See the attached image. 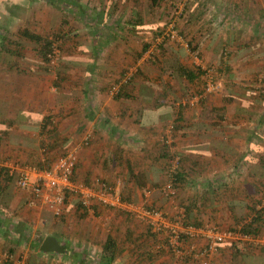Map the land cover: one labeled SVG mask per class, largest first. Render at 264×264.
<instances>
[{
	"label": "crops",
	"instance_id": "0c3cea01",
	"mask_svg": "<svg viewBox=\"0 0 264 264\" xmlns=\"http://www.w3.org/2000/svg\"><path fill=\"white\" fill-rule=\"evenodd\" d=\"M92 1L85 0L86 5L91 3L92 11L81 5V14L91 16L93 11H97L101 16L86 23L85 32L72 36V39L65 35L71 43V53L64 54V57L72 58L70 60L74 62L69 65L70 69L66 65L60 66L59 74L65 67L64 70L71 73L68 82L65 81L68 74L64 73V78L60 80H57L56 74L51 76L50 69L42 64L39 48H35L37 55L31 58L28 55L24 61L4 51L2 47H8L4 41L7 35L0 27V169H6L10 175L21 168L45 169L51 164H48L49 159L53 160L52 166L61 153H65L67 143L77 142L81 136L90 133L91 145L80 151L77 160L75 182L91 184L96 177H101L112 185L120 183L125 201L137 205L150 203L163 209L173 219L178 216L179 210L186 208L190 223L214 221L226 228L240 227L253 216L255 206L264 197V88L258 82V79L262 81L264 74V33L259 31L264 26V0L259 7H251L247 0H219L222 4L218 7L209 2L199 6L197 21L200 28L217 26V18L224 17L225 12L252 24L256 35L239 40L231 36L237 49L243 47L244 42L250 49L245 65L251 67L246 68L248 76L244 77L249 83L241 85L242 82L225 81L223 77L219 82L221 91L208 93L195 108L185 106L183 119L179 122L180 129L169 134L174 145L169 146L168 151L164 146V130L167 132L170 123L177 117V114L173 115L172 109L176 107L173 102L177 97L185 96L187 89L180 83L174 85L170 79L161 80L167 65L165 54H162V61L159 58L149 59L152 44L143 51V41L151 43L159 40L154 22L159 21L160 16L152 18L150 13L149 20L140 0H128L119 10L124 24L122 35L114 39L108 36L109 39L104 40L99 33L105 24V11L101 7H92ZM250 1L259 5V0ZM45 5L38 7V13L40 9L43 12L39 15L41 22H45L42 27L39 18L29 22L32 28H37L35 31L40 36L43 35L39 29H49L51 17L55 19L62 13L60 9L58 12L53 7L48 9V3ZM60 5L57 2L54 8ZM223 5L227 7L226 11ZM144 6L148 7L147 3ZM15 16L13 11L6 17L7 33ZM64 23L57 18L56 25L62 34L69 31ZM68 23L65 24L71 31L77 27L70 25L74 22ZM216 39L202 40L203 53L197 57L207 59V48L212 42L218 43L220 37ZM158 54L155 53L157 57ZM104 58L109 59L105 61ZM142 58H146L144 63ZM175 63L178 69L180 62ZM237 64L234 60L230 63L231 72L239 67ZM131 65L138 68L140 75L123 90L128 95L124 96L126 99H132L130 94H135L136 90L142 96L135 98L137 109L130 110L127 103L119 100L121 97L104 98L101 94L108 93L104 84L99 83V91L94 92L96 98L91 97L89 89L93 92L98 84L85 81L90 80L91 74L104 73L107 69L109 72L116 69L115 72L121 74ZM195 65L203 68L210 66L195 59L188 63L193 68ZM77 74L82 77L75 76ZM135 80L142 83L135 84ZM184 83L189 84L187 80ZM191 98H188L190 102ZM117 101L125 104L119 103L120 109L115 112L113 106ZM65 138L69 142L63 143ZM57 142L60 144L53 147ZM173 152L181 154L186 175L185 180L178 184L174 199L161 191L168 178V157ZM11 176V181L0 177V186H5L0 192V208L5 210L4 213L0 211V234H13L10 225L6 224L11 221L9 224L17 226L15 234L22 245L24 240H31L29 253L20 254L17 259L13 257L15 262L19 259L25 261L24 264L27 261L34 264L36 260L45 264H101L103 244L109 236H113L117 251L112 264H192L185 258L179 260L167 249L162 254L155 251V240L149 236L147 224L137 219L129 209L116 210L96 205L94 212H90L76 204L77 199H71L67 202L64 215L59 217L65 225L57 223L55 231L40 234L35 231L39 226H49L42 214L52 212L44 204L29 207L27 202L31 191L18 187L15 176ZM31 178L35 179L33 170ZM4 204L10 205L11 210ZM261 226L264 237V222ZM31 228L34 230L32 238L29 236ZM49 235L55 236L65 246V252H40L42 242ZM17 244L19 248L27 246ZM197 244L204 245V239H199ZM252 257L247 258L246 264H255ZM215 260L229 262L222 255H217Z\"/></svg>",
	"mask_w": 264,
	"mask_h": 264
},
{
	"label": "rangeland",
	"instance_id": "374dc122",
	"mask_svg": "<svg viewBox=\"0 0 264 264\" xmlns=\"http://www.w3.org/2000/svg\"><path fill=\"white\" fill-rule=\"evenodd\" d=\"M121 1V2H120ZM128 0H93L92 2V7H101L103 12V19H104V26H101L102 29L101 32L99 33V35H101V37H103V39H109L111 38H117L119 36L122 35L123 33V28H124V24H123V20H122V16L119 17L120 13L119 10L121 9L122 4H126ZM134 1V0H132ZM219 0H158L157 4L152 5V7H150L151 2L150 0H140V3L143 7V12H146L147 15V19L150 20L151 16L152 18H157V15H161L162 19H159V21H155L154 25H156L157 29L162 28V30L164 31L162 36H159L157 39H159L158 41L155 42H151L152 47H151V51H149L148 53V58L150 59H156L159 58L160 61H162V54L166 55V61H167V65L165 67L164 73H163V78L161 80H165L167 81L168 79H170V81H174V85L177 84H181V87H185L187 89V93L185 92V96H180L177 97L175 99V101L173 103L176 104L175 109H172L173 111V115L174 117L176 116V111L177 108H179V105L182 103H188L189 99L193 101L195 98V95H199L200 91H202V89L205 87L204 83L203 84H198V85H193L192 83L189 82V84L184 83V81H182L180 79L179 74L177 73V71H175V69H177V64L175 63V61L180 62L181 64H188L190 62H192L193 59L197 60L198 63L202 64H206V65H210L207 66V70L208 73L204 75V79H205V83H207V81L209 79H212L215 83V88L214 91L210 92L211 94H213L214 92L217 94V92L221 91L220 89V81L222 80L223 77H225L223 80L228 81V80H236L238 82H242L244 85L245 82L249 83V80L247 82V80L244 77L248 76V72L246 71V68H249L251 66L245 65L246 62L245 60L247 59L246 56H248L249 53V48L246 45V42L243 43V47L238 48L237 44L233 43V41H231V36L232 37H237L238 40L239 39H245V37L251 36L253 34L256 35L255 32H253V28H252V24L245 22L244 23V19L243 21H240L238 19H235L234 15H229L226 13V15H224V17L222 18H217L218 25L217 26H212V27H208L207 29H205V27L200 28L198 17L197 15H199L198 11L200 10L199 6L201 5V3H215V6L218 7L220 4L218 2ZM251 7H259L261 5L262 0H259V5L257 3H254L250 0H247ZM254 1V0H253ZM252 2V3H251ZM45 3H48L47 8L53 7L54 11L58 12L59 9L61 10V14H58L56 16V18L54 19V16L51 17L52 19V23H51V27L49 29H47L46 27H44L45 30H41L39 29V32H42V37H49V39H54L56 37L60 38L61 40V46H60V55L58 57V59L56 60V62L50 63L47 61L42 60V57H40L42 64L45 65V67H49L50 72H51V76L54 77L55 74L58 77L57 80H60L61 75H66L68 74V79H66L65 81H69L70 77H71V73L67 72L64 70L61 71L62 74H59V67L62 65H66L67 68L70 69L69 65L71 63L74 62V60H70L72 58H65L64 54H70V42L68 41L67 37L65 35H68V37L70 39H72V36H77L78 34H81L83 32H85L86 30V23L92 22L96 16H101L100 13L97 14V11H93L92 15L87 16L84 13L81 14L82 9L80 8L81 5H83L82 7H87L88 11L90 12V10L92 11L91 8V3L90 6L85 4V0H76V4H72V3H67L65 5V3H61V7L59 6V8H54V4H51L48 2V0H0V27L4 30V32L6 33V40H4L7 43V46L10 49L15 50L16 54L11 53V55H13L15 58H20V60L24 61L26 59H28V55L29 58H31L30 56L32 55H37V52L35 50V48H39V52H40V47L39 44L37 42L31 41V39L25 37V35H23V33H21V31L23 29H29L32 32L37 33L35 30L37 28H32L30 25V21H32L33 19H40V27H42V24L45 22H41L42 18L39 17V15L41 16V9L38 13L39 10V6L42 4L44 7H46ZM145 3H147V6H144ZM224 3V1H223ZM71 5V7H69ZM86 5V6H85ZM226 5V3H225ZM68 6V7H67ZM211 6V5H210ZM72 8V9H69ZM223 8L224 5H223ZM227 8V7H226ZM225 8V11H226ZM49 9V8H48ZM151 9H153L151 11ZM43 10V9H42ZM15 12V18L13 20V24L11 25V27L8 28V30L10 31L9 33H7L8 31L5 28V24H6V17H8L9 12ZM45 11V10H44ZM52 11V10H51ZM224 11V10H223ZM88 12V14H89ZM153 12V13H152ZM46 13V11H45ZM151 13V16H148V14ZM217 16L219 17V14H217ZM49 17V16H48ZM57 18L61 19V21L63 20L65 23L69 22V23H75V24H70L72 25V27H77L71 31L70 28L64 23V25L66 26L65 28L69 31H67L68 33L62 34V31L58 30L57 25H56V20ZM47 19V18H46ZM50 18H48L47 20H49ZM70 19V20H69ZM146 20V18H144ZM144 20V21H145ZM237 20V21H236ZM37 21V20H36ZM68 23V24H69ZM228 23V24H227ZM79 25V26H78ZM90 26H88L89 28ZM81 28V29H80ZM262 29V30H261ZM261 29L259 31H261L262 33H264V26L261 27ZM170 31H174L177 36L176 38H166V40L164 39L166 36V34ZM190 34H186L185 36V32H188ZM191 31H194L193 34L191 33ZM2 32V30H1ZM0 32V33H1ZM184 32V33H183ZM85 35V34H83ZM109 36V38H108ZM152 36V35H151ZM150 36V37H151ZM146 37V35H145ZM148 37V34H147ZM212 37H216L218 39V37H220L219 42L217 43V41L212 42V45L207 48V56L208 58H202V56H198L200 53L202 54V40L204 39H212ZM145 38H143L144 40ZM216 39V40H217ZM165 40V41H164ZM163 41V42H162ZM192 42L195 46H198V48L196 50H194L193 48L190 47V45L188 44V42ZM215 41V39L213 40ZM237 41V40H235ZM143 42H147V40L143 41ZM154 44V45H153ZM234 44L236 47H234ZM162 46V47H161ZM76 51V50H75ZM23 52V53H21ZM159 53V57H157L155 55V53ZM17 53H21L17 54ZM34 53V54H33ZM174 53V54H173ZM227 55H226V54ZM234 53V54H233ZM175 55V57H174ZM232 55V57H231ZM7 57H11L10 55H8ZM23 57V58H22ZM33 57V56H32ZM202 58L203 60H201L200 58ZM103 59V58H100ZM105 61H107L109 58H104ZM143 59V63L146 61V58H142ZM172 59V60H170ZM236 61L239 64V67H237L233 72L230 71V69L228 68L230 63ZM174 62V63H173ZM195 63V62H194ZM194 65V64H193ZM135 65H131L129 66V68H125V70L123 71V73H116L115 70H112L111 72L107 70H105L104 73L102 72H98L95 74H91V78L90 80H85L86 82H88V84L92 83H98L94 86L93 88V92H91V88L89 89V93H92V98H96L95 96V91L98 90L99 91V83L100 84H104L107 90V95L106 93H102L105 92V90L100 92L102 93L101 95H103L104 98H111L113 99L116 95V90L120 89V88H124L125 85L124 83H126L127 81L130 82V84L132 83L133 80L131 79H135V77H139L140 73L137 72L138 68L136 69L135 67H133ZM264 66V65H263ZM210 70V71H209ZM261 70V69H260ZM49 71V70H47ZM119 72V71H118ZM137 72V73H136ZM164 75H167V78H164ZM78 76L79 78L82 77V75H75ZM86 77V75H84ZM250 76H252L250 74ZM249 76V77H250ZM262 81H260L258 79V82L261 83L260 87L264 88V85L262 84V82L264 81V74L262 75ZM130 78V80H129ZM230 78V79H229ZM55 79V78H54ZM78 79V78H77ZM76 79V80H77ZM222 82V81H221ZM257 82V83H258ZM138 83H142L139 80H135V84ZM123 85V86H122ZM247 87H250V84H246ZM122 86V87H121ZM257 86V85H256ZM88 87H90L88 85ZM103 87V86H102ZM179 87V86H176ZM234 87V86H233ZM184 91V90H183ZM126 90H124L125 94ZM204 92V90H203ZM214 93V94H215ZM224 93V92H223ZM79 94V92H78ZM82 93H80L79 95H81ZM127 94V93H126ZM100 95V96H101ZM125 95H123L119 100H123L125 103L128 104L129 109L133 111L134 108L137 109V101L136 99L141 98L142 96L139 95V92L136 90L135 94L134 92L132 94H130V96H132V99H126L127 97H124ZM98 97V94H97ZM166 97V96H164ZM91 98V99H92ZM136 98V99H135ZM160 98V97H159ZM169 97L167 96L166 99H168ZM123 101H117L116 105L113 106V108L116 110L115 112L119 111V107L118 104H125ZM127 101V102H126ZM139 101V100H138ZM142 103V108L144 107L143 102ZM201 103L197 102L193 105H186V107H190V108H195L197 106H199ZM111 108V107H110ZM171 125H174V121L172 123H170ZM261 129V128H260ZM170 127L169 130H167V132L164 130V135H169L172 132L170 131ZM262 130L264 131V127H262ZM86 135L81 136V138H79V140L77 142H75V140H73L70 143H67L69 145L71 144H78L83 142V140L85 139ZM171 136V135H169ZM168 136V137H169ZM69 142V141H68ZM75 142V143H74ZM91 142V140L89 141ZM91 145V144H90ZM89 146V144H88ZM86 146V147H88ZM84 147V148H86ZM83 148V149H84ZM80 154V153H79ZM174 154V152H173ZM173 156L171 155L170 158H172ZM168 177V175H167ZM71 201V200H70ZM150 204V203H149ZM5 205V204H4ZM8 207V208H7ZM28 207V206H27ZM5 208H7L8 210H11L10 205L7 206L5 205ZM13 209V208H12ZM2 210V212L4 213V208L1 207L0 211ZM7 211V210H6ZM43 215V219H45L46 221H48L49 226L44 227L43 225L39 226L35 231L39 232L40 234L42 233L43 235L46 232L48 234H50L51 232L55 231L56 229H58L57 227V223L58 224H63L65 225L64 222L61 221V219L59 217H56L53 213L47 212L46 214H42ZM138 219V218H137ZM11 222V221H10ZM10 222H6L7 226L10 227L11 232L13 233L12 235H9L7 233H4V235L0 234V263L1 261L5 260V253H9V248L13 249V251L11 250L10 253L12 254V256L14 257L13 259H17L19 258V255H25L27 253H29L28 251V246L29 243H31V240H29V242H27V240H24L23 245L21 244V246H25V244L27 246H25L24 248H19L17 244V236L15 234V229L17 226H15V224H9ZM214 223V221H211V223ZM14 223V222H13ZM72 226V225H71ZM226 228V227H224ZM32 230V228H31ZM39 230V231H38ZM29 231V229H28ZM34 230L30 231V237H34L33 232ZM36 233V232H35ZM38 233V235H39ZM40 241V240H39ZM251 241V242H258L260 244V246L264 247V237L261 236L259 238H254V241L252 239L248 240L247 243ZM20 246V245H19ZM255 248V250L252 252L251 256L253 258V261L255 264H262V261L264 262V249L262 250L261 248ZM213 259H216V255H214ZM22 261V260H21ZM2 262V263H3ZM23 263H25V261H22ZM34 264H45V262L42 263L41 260H36L34 262ZM47 264H51L50 262ZM53 264H59V263H53Z\"/></svg>",
	"mask_w": 264,
	"mask_h": 264
},
{
	"label": "built area",
	"instance_id": "2783aa9c",
	"mask_svg": "<svg viewBox=\"0 0 264 264\" xmlns=\"http://www.w3.org/2000/svg\"><path fill=\"white\" fill-rule=\"evenodd\" d=\"M167 37L176 38L177 34L170 31ZM52 43V51L49 53L50 63H55L60 55L61 40L56 37ZM210 71V70H209ZM215 83L209 79L205 84V93L214 91ZM118 89L116 90V93ZM203 94L195 95L191 104L198 102ZM83 142L71 144L66 148L65 154L59 157L51 167L45 169L21 168L12 171L18 187L29 189L31 197L28 199V206L33 208L39 204L46 205L56 217L64 215L67 207L66 193H70L71 199H77L84 209L94 212L96 205H102L116 210L129 209L142 222L149 225L154 233L158 235V248L163 245L161 240H167L171 250L180 258L191 257L196 264H211L212 257L217 252V246L231 239L243 237L245 240H254L249 235H240L239 232L217 224H210L205 228H197L193 225H186L185 209L178 211L174 219L155 205L143 203L137 205L125 201L121 193V185L109 184L101 177H96L91 184L77 183L73 179L77 160L80 151L87 146L91 140V134L87 133ZM173 141L169 136L168 143ZM179 156L173 157L167 182L161 187L164 195L174 199L176 196L175 173L179 169ZM31 170L35 171V179L31 178ZM193 240L189 243L188 239ZM204 239V245L197 244V241ZM241 239V238H240ZM256 242V241H255ZM258 243V242H256ZM264 243V242H263ZM165 244V243H164ZM260 244V243H259ZM13 258L12 254L5 253V259ZM3 260L0 264H2ZM15 264H24L16 260Z\"/></svg>",
	"mask_w": 264,
	"mask_h": 264
},
{
	"label": "trees",
	"instance_id": "16d2710c",
	"mask_svg": "<svg viewBox=\"0 0 264 264\" xmlns=\"http://www.w3.org/2000/svg\"><path fill=\"white\" fill-rule=\"evenodd\" d=\"M49 1H50L51 4H55L57 2L65 3V5L67 3L76 4L75 0H49ZM150 2H151L152 5H155V4H157L158 0H150ZM151 11H152V9H151ZM159 16H160L159 17L160 19L163 18V17L161 18V15H159ZM157 17H158V15H157ZM21 33H23V35H25V37L30 38L31 40H33L34 42H37L39 44L40 56L42 57V60L47 61V62L51 61V59L49 57V53H51V51H52L53 40L49 39V37L48 38L47 37H42V36H40L37 33H31L28 29H23L21 31ZM155 33H156V38H158L159 36L163 35L164 31L162 30V28H160V29H157V31ZM186 34H190L189 31L185 32V36H186ZM166 38L168 39L169 37L166 36L164 39L166 40ZM150 44L151 43H149V42L148 43L147 42H143V51L148 50V48L150 47ZM188 44L194 50H196L198 48V46H195L190 41L188 42ZM2 48L6 52L16 54L15 50H13V49H10V48L5 47V46H3ZM17 54H19V53H17ZM153 61H155V60H153ZM46 68L49 69V67H46ZM207 69L208 68H206V67L203 68V67H200L198 65H195L194 68H193V67L188 66V64L179 63L178 69H177V73L179 74L180 79L183 80V81L187 80L188 82L192 83L193 85H198V84H203V83L205 85L206 83L204 82L205 81L204 75L208 73ZM63 76L64 75H61V79L64 78ZM129 80H130V78H129ZM129 84H130L129 81L124 83L125 86H127ZM203 90H204V92H203ZM123 93H124V90H123V87H122V88L118 89V92L116 93L115 97L120 98L123 95L128 96L126 93L125 94H123ZM200 94H203V96L201 97V99L198 102H200V101L202 102L203 99L205 98V96L208 94V93H205V87L202 89V91H200L199 95ZM186 105H193V104H191V102L188 101V103H186V104L182 103V104L179 105V108L177 110V117L174 118L175 119L174 120V125H170V129H171L170 131H175V130L180 129V125L181 124H179V122H180V120L183 119V115H184V111L183 110H184V107ZM164 138H165L164 139V146L166 147V150L167 149L169 150V146H173L174 145V141L171 142V143H168V139H169L168 134L164 135ZM67 140H68L67 138L63 139V143L66 142ZM59 144L60 143L57 142L53 147H55V146H57ZM89 145H90V143H89ZM64 154L65 153L62 152L61 156H63ZM170 154H171V152H170ZM172 156L173 157L179 156V159H180L179 160V169L175 173V180H174L175 181V188L177 189L178 188V184L185 180V179H183L184 175H185L184 174L185 172L183 171V164H182V156H181V154L178 153V152H174V154H172ZM170 157H171V155H170ZM173 157L168 160V169H167L168 171H169V167H170V164H171V161H172ZM50 162L52 164L53 160L49 159L48 160V164H50ZM51 164L48 167H51ZM168 171H167V175H168ZM3 176H4V179H6V181H11V179H12V176L10 175V173H8V171L6 169H2L1 168L0 169V177H3ZM166 182H164V184ZM4 187L0 186V192L2 190H4ZM70 196H71L70 193H66L67 202H68V198ZM122 197H123V195H122ZM262 200L263 201H261V203L258 202L257 205L255 206V208H254L255 211L253 212V216L251 218L245 220L244 223H242L240 227H232V228H228V229H231L233 231L239 232L240 235H243V234L249 235L253 239L261 237L262 236V234H261V228H262L261 222H264V197L262 198ZM76 204H79V206H81L82 209H84L83 205L80 202H77ZM84 210L88 211L86 209H84ZM185 213H186V220H187V221H185L186 225L191 224V225H193V226H195L197 228H199V227L205 228V227H207L210 224L220 225L219 223H213V222L211 223V221H209L207 223H202V222H198V221H196V222L192 221L190 223V222H188V215H187V209L186 208H185ZM220 226H222V224ZM147 227H148V233L150 234L149 236L153 237L154 240H155V242H154L155 243V251H157L160 254H162L163 253L162 251H165L167 249L169 252L174 254V252L171 250L167 240H161L163 245L159 249L158 248L159 245H157V244H158V241L160 240V238L158 237V235L156 233H154L152 231V229H151V227L149 225H147ZM240 238L228 240L227 242H224L222 244L220 243L217 246V252L215 253V255L216 256L217 255H222L223 257H227L228 261H229V262L227 261L228 263H225L226 260H224L225 262H218L215 259H212L211 264H246L247 258H249V256L252 255V252L255 250V248L259 247V245H258L259 243H256L254 240H253L254 242L249 241L247 243L248 240L243 239V237H240ZM187 239H188V237H187ZM188 241H189V243H192L193 240L188 239ZM16 242L17 243H21L20 240H18V239H17ZM259 248H261L262 250L264 249L263 246H260ZM9 250L13 251V249H10V248H9ZM10 251H9V254H11ZM116 251H117V242H116V240H115V238L113 236H109L108 239L106 240V242L103 244V247H102L101 258H100L101 264H112V262L115 260V257H116ZM40 252L43 253V251H40ZM174 255H176V254H174ZM177 258L179 260H184V258H180L178 256H177ZM185 259L189 260L188 262H190L192 264H196L195 261H193L191 257H186ZM2 264H15V261L12 258H8V259H5ZM27 264H32V263L27 261Z\"/></svg>",
	"mask_w": 264,
	"mask_h": 264
},
{
	"label": "water",
	"instance_id": "95a60500",
	"mask_svg": "<svg viewBox=\"0 0 264 264\" xmlns=\"http://www.w3.org/2000/svg\"><path fill=\"white\" fill-rule=\"evenodd\" d=\"M40 250L47 253L65 252V246L55 236L49 235L42 242Z\"/></svg>",
	"mask_w": 264,
	"mask_h": 264
}]
</instances>
